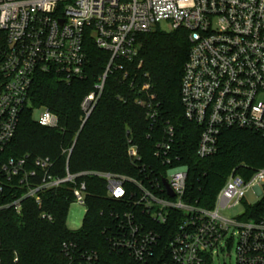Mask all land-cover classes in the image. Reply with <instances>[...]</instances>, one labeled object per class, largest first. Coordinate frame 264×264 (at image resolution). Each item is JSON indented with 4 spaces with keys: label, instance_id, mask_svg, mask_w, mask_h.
Masks as SVG:
<instances>
[{
    "label": "built area",
    "instance_id": "obj_1",
    "mask_svg": "<svg viewBox=\"0 0 264 264\" xmlns=\"http://www.w3.org/2000/svg\"><path fill=\"white\" fill-rule=\"evenodd\" d=\"M158 28L184 30L189 36L181 100L185 119L200 130L197 156L216 154L227 129L264 137V0H0V213L14 208L21 215L29 199L42 207L43 194L68 183L76 185L74 204L87 210V186H77L76 181L97 177L106 183L108 198L123 207L102 232L111 253L128 254L140 264H214L216 256L236 243V264H264V211L258 219L249 218L264 201V168L247 179L231 173L213 210L188 205L186 169L171 165L173 128L159 145L157 156L164 155L167 165L157 178L143 168L135 178L101 172L73 176L68 171L65 179H55L49 174V160L32 161L41 177L28 157L3 162L22 113L32 107L30 92L38 74L55 73L69 83L84 79L91 41L110 55L104 74L81 104L84 126L112 69H123L117 62H133L139 56L138 36ZM37 113L41 127L59 128L56 114L45 108ZM129 156L139 159L134 146ZM249 191L261 198L258 205L246 203ZM242 204V221L223 216L224 210ZM41 219L53 220L45 213ZM172 219L176 228L165 231L164 245L165 233L149 223L166 228ZM63 249L65 264H104L97 250L71 244ZM2 251L0 240V264Z\"/></svg>",
    "mask_w": 264,
    "mask_h": 264
},
{
    "label": "trees",
    "instance_id": "obj_2",
    "mask_svg": "<svg viewBox=\"0 0 264 264\" xmlns=\"http://www.w3.org/2000/svg\"><path fill=\"white\" fill-rule=\"evenodd\" d=\"M138 44L139 56L133 62L120 60L117 63L123 69H112L103 96L84 126L81 104L104 74L110 55L98 50L91 41L86 46L88 63L84 79L69 83L55 73L38 74L30 92L32 107L22 113L3 162L28 157L31 169L41 177L42 172L32 161L49 160L52 164L49 174L55 179H65L68 171L73 176L101 172L135 178L141 177L143 168L154 172L153 177L157 178L162 175L160 172H166L163 165H167L164 155L157 156L159 145L166 141L168 129L173 128L171 165L186 169L184 203L213 210L231 173L247 179L264 168V137L250 130H224L217 153L200 159L197 156L200 130L185 119L181 100L182 78L190 51L188 33L158 28L139 35ZM43 108L58 116V129L41 127L36 121L35 114ZM131 146L137 149L139 159L130 158ZM82 183L87 186V214L78 231L67 225L75 202L76 185L72 183L43 194L42 207L29 199L24 202L21 215L14 208L0 213L1 264H65V244L97 250L104 264H140L128 254L111 253L102 235L113 224L112 215L123 209L121 203L108 198L102 179L82 176L76 184ZM263 211L264 201L249 218L258 219ZM42 213L53 220L41 219ZM149 225L165 233L164 245L168 238L165 231L176 228L174 219L166 228Z\"/></svg>",
    "mask_w": 264,
    "mask_h": 264
},
{
    "label": "rangeland",
    "instance_id": "obj_3",
    "mask_svg": "<svg viewBox=\"0 0 264 264\" xmlns=\"http://www.w3.org/2000/svg\"><path fill=\"white\" fill-rule=\"evenodd\" d=\"M166 25H162V28H166ZM40 113L35 114V118L38 119ZM264 190V187H262ZM246 203L250 206H256L261 202V198H258L253 191H249L246 195L245 199ZM246 206L245 204L239 205L232 209H226L222 212L223 216L230 220H239L242 221V215L245 213ZM86 207L81 206L77 203L71 206L68 218H67V225L70 230L78 231L84 225V220L86 217ZM236 243L233 244L231 249H226L220 255L215 257L214 264H236Z\"/></svg>",
    "mask_w": 264,
    "mask_h": 264
},
{
    "label": "water",
    "instance_id": "obj_4",
    "mask_svg": "<svg viewBox=\"0 0 264 264\" xmlns=\"http://www.w3.org/2000/svg\"><path fill=\"white\" fill-rule=\"evenodd\" d=\"M164 185H165V187H166L167 190H168V195H169L171 198H173V197H174V194L172 193V191H171V189H170V187H169V185L167 184L166 181H164Z\"/></svg>",
    "mask_w": 264,
    "mask_h": 264
}]
</instances>
